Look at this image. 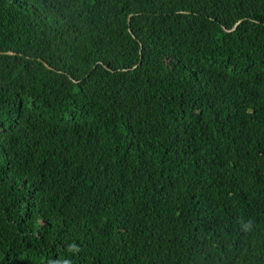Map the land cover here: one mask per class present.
<instances>
[{
    "label": "trees",
    "instance_id": "16d2710c",
    "mask_svg": "<svg viewBox=\"0 0 264 264\" xmlns=\"http://www.w3.org/2000/svg\"><path fill=\"white\" fill-rule=\"evenodd\" d=\"M0 264H264V0H0Z\"/></svg>",
    "mask_w": 264,
    "mask_h": 264
},
{
    "label": "water",
    "instance_id": "95a60500",
    "mask_svg": "<svg viewBox=\"0 0 264 264\" xmlns=\"http://www.w3.org/2000/svg\"><path fill=\"white\" fill-rule=\"evenodd\" d=\"M9 53H12V52H9Z\"/></svg>",
    "mask_w": 264,
    "mask_h": 264
}]
</instances>
